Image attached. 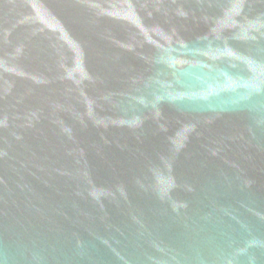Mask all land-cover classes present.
Returning a JSON list of instances; mask_svg holds the SVG:
<instances>
[{"label": "water", "instance_id": "95a60500", "mask_svg": "<svg viewBox=\"0 0 264 264\" xmlns=\"http://www.w3.org/2000/svg\"><path fill=\"white\" fill-rule=\"evenodd\" d=\"M0 264H264V0H0Z\"/></svg>", "mask_w": 264, "mask_h": 264}]
</instances>
